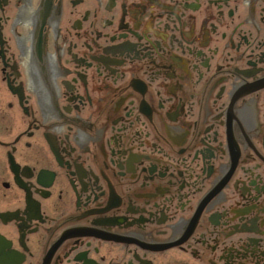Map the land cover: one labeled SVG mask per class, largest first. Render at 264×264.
<instances>
[{
  "label": "flooded vegetation",
  "instance_id": "af4514ba",
  "mask_svg": "<svg viewBox=\"0 0 264 264\" xmlns=\"http://www.w3.org/2000/svg\"><path fill=\"white\" fill-rule=\"evenodd\" d=\"M0 264H264V0H0Z\"/></svg>",
  "mask_w": 264,
  "mask_h": 264
}]
</instances>
